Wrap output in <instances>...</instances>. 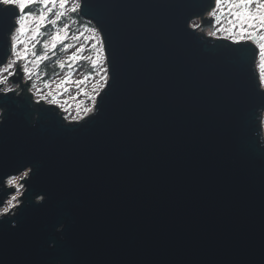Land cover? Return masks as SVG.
<instances>
[{
  "label": "water",
  "instance_id": "1",
  "mask_svg": "<svg viewBox=\"0 0 264 264\" xmlns=\"http://www.w3.org/2000/svg\"><path fill=\"white\" fill-rule=\"evenodd\" d=\"M213 8L83 0L108 81L79 121L9 79L18 86L0 92V179L22 160L34 174L0 215V264H264L257 47L187 27ZM13 18L0 7V67Z\"/></svg>",
  "mask_w": 264,
  "mask_h": 264
},
{
  "label": "snow or ice",
  "instance_id": "2",
  "mask_svg": "<svg viewBox=\"0 0 264 264\" xmlns=\"http://www.w3.org/2000/svg\"><path fill=\"white\" fill-rule=\"evenodd\" d=\"M213 2L214 9L208 17H203L199 24L189 23L187 27L195 32L203 25H212V18H215L216 24L219 25L222 17L227 13L229 26L215 27V30L210 31L208 35L217 37L218 33H226L225 36L218 38L227 39L235 45H243L246 42L255 43L259 49L261 61L260 87L264 88V0H209L210 4ZM82 3L83 0H0V7H3L4 10L9 8L14 10L13 28L15 29L14 35L10 33V48L5 53L6 56H11V60L7 61L5 67L0 68V85H3L0 92H15L18 85L14 82L13 86H8V81L10 78H17L19 84L23 85V90H34V95L39 97L40 100L47 101L49 104L57 105L68 111L61 103L58 93L62 94L61 89L67 91L69 84L75 83L79 87L88 79L87 76L81 80L73 81L71 79L73 63L90 59L93 69H95L102 59L106 60V53L102 47L103 37L98 35V29H87L91 32L87 40L95 41L92 44V47L96 49L95 59H92L91 56L82 55L86 49L85 45L81 44L79 47H75V50L71 51L65 60H56V64L60 68L67 67L69 71L58 83H55V91L50 90L54 81L43 79L47 73L42 72L40 69L44 62L51 59L49 53L55 56L58 46H61L60 50L62 51H69L74 45L66 43V41L69 38L73 41L78 40L83 35L82 32L76 35L71 30V24L76 23L72 20V16L81 11ZM35 5L40 6L38 14L28 11L29 8ZM65 20L69 22L64 23ZM49 26L54 31L46 39H42L45 36L42 29ZM38 45H41L39 52ZM18 62L21 65L18 72L9 71L14 69ZM0 63H4V61L0 60ZM100 71L103 74L94 83L91 95L81 89L83 95L89 96L92 105L85 107L78 103L76 105V115L71 116L72 121L84 119V117L96 111L97 96L107 86L108 81L107 69L101 67ZM5 72H7V75H3ZM37 81L43 83V88L37 87ZM31 164L32 161L30 160H22L15 169L17 175L9 176L6 181L0 179V184L6 183L7 185L4 195L9 196L6 202L0 198V203L5 204L0 215L7 214L19 206L21 197L25 195L23 191L25 184L29 183V177L34 174L33 168L29 167Z\"/></svg>",
  "mask_w": 264,
  "mask_h": 264
},
{
  "label": "rangeland",
  "instance_id": "3",
  "mask_svg": "<svg viewBox=\"0 0 264 264\" xmlns=\"http://www.w3.org/2000/svg\"><path fill=\"white\" fill-rule=\"evenodd\" d=\"M214 9V8H213ZM212 9V10H213ZM38 10L40 11V6L39 5H35L32 6L31 8L28 9V11H32L34 14H38ZM38 12V13H36ZM209 16V13H208ZM72 20L76 21V23L71 24V30L73 33H75L76 35H79L81 32L83 33L82 36H80V38L78 40L73 41L71 38H69L68 41H66V43H70L73 44L74 47L72 49H70L69 51H62L60 50L61 46H58L57 50H56V60H65L67 55L70 54L71 51L75 50V47H79L81 44L85 45V51L82 53L83 56H91L92 59H95L96 57V49L92 47V44L95 43V41H88L87 37L91 35V32L88 31V28H96L91 22L84 20L83 18H81L78 13L72 16ZM68 20H65L64 23H68ZM190 23H199V20H192ZM97 29V28H96ZM215 30V18L213 21V30H209V29H205V30H197L198 33H202L203 34H208L210 31H214ZM42 31L45 33V36L42 37V39H46L48 36L51 35L52 31H54V29H52L50 26L46 27L45 29H42ZM12 34H15V29L12 32ZM98 35L101 36L100 32L98 31ZM218 35H225V34H218ZM213 37V36H212ZM41 45H38V47ZM103 47V44H102ZM104 48V47H103ZM39 52V51H38ZM50 57H52V54L49 53ZM11 60V56L9 57L8 61ZM84 61L88 66H91V60L90 59H85V60H81ZM6 66V63L0 67L3 68ZM76 65H74L75 67ZM105 68L107 69V62L106 60H101L100 64L93 69V71L89 72V70H86L85 68H83V65L80 67H77L75 70H71L72 72V76L71 79L73 81L75 80H81L84 79L86 76L88 77V79L86 80V82L83 85H80L79 87L75 84H69L67 86L68 90L64 91L63 89H61V93L59 94V98L61 100V103L64 104V108H67L68 111H65L63 108L59 107L61 110H64V114L63 116L65 117L66 120L68 121H72L71 120V116L72 115H76V105L78 103L82 104V106L85 107H89L92 105V101L90 100L89 96H85L83 95V92H88L90 95L93 93V85L96 82V80L99 79V76L102 75L103 73H101L100 69ZM13 69H10L9 71H12ZM41 70V69H40ZM42 71V70H41ZM69 69H63L60 73L56 74L55 76H52L50 78H47L45 80H51L54 81V83L52 84V87L50 90L55 91V83H58L67 73H68ZM108 71V69H107ZM260 67H258V77L260 80ZM44 72V71H42ZM91 73V75H89ZM3 75H7V72L3 73ZM45 78V76L43 77ZM8 86H12L10 84V82H8ZM3 87V85H2ZM1 87V88H2ZM37 87H41L43 88V83L41 81H37ZM81 89H83V92L81 91ZM47 91V90H45ZM33 93V98L35 99H39V97L34 95V90L31 91ZM66 101V103H65ZM47 102V101H45ZM97 103V100H96ZM81 115L83 116V113L81 112ZM262 125H264V118H262L261 121ZM264 129V127H263ZM9 198V196L5 199V202L7 201V199ZM5 206V204H3V206L0 207V212H2L3 207ZM13 210V209H12Z\"/></svg>",
  "mask_w": 264,
  "mask_h": 264
},
{
  "label": "trees",
  "instance_id": "4",
  "mask_svg": "<svg viewBox=\"0 0 264 264\" xmlns=\"http://www.w3.org/2000/svg\"><path fill=\"white\" fill-rule=\"evenodd\" d=\"M39 12V10H38ZM36 12V13H38ZM38 47V46H37ZM41 50V46L38 47V51ZM56 59L57 57L56 56H52L51 59L47 62H44V64L41 65V70L46 72L47 75L45 76V78L43 79H47V78H50L52 76H55L56 74L60 73L63 69H66L67 67L65 68H60L59 65L56 64ZM75 67H72L71 70H75L77 67H80L83 65V68H85L86 70H89V72L93 71V66H88L84 61H78V62H75Z\"/></svg>",
  "mask_w": 264,
  "mask_h": 264
},
{
  "label": "flooded vegetation",
  "instance_id": "5",
  "mask_svg": "<svg viewBox=\"0 0 264 264\" xmlns=\"http://www.w3.org/2000/svg\"><path fill=\"white\" fill-rule=\"evenodd\" d=\"M228 19H229V17H228V15H227V13H225V15L222 17V19H221V22H220V24L219 25H217L216 24V22H215V27H220V26H223V27H228L229 25H228ZM218 34H225L226 35V33H218ZM255 44V43H254ZM255 46H256V44H255ZM257 47V46H256ZM260 63H261V61H260V56H259V49H258V47H257V55H256V60H255V66H256V69H257V71H258V67H260ZM259 73V72H258ZM259 75V74H258ZM262 89H264V88H262ZM263 115H262V118H264V111H263V113H262ZM264 127V125H262V128ZM263 136H264V129H263Z\"/></svg>",
  "mask_w": 264,
  "mask_h": 264
},
{
  "label": "built area",
  "instance_id": "6",
  "mask_svg": "<svg viewBox=\"0 0 264 264\" xmlns=\"http://www.w3.org/2000/svg\"><path fill=\"white\" fill-rule=\"evenodd\" d=\"M199 24V23H198ZM199 30H202V28H200ZM205 30V29H204ZM204 35H207V36H209L208 34H205L204 33ZM222 36H225V35H218L217 37H215V38H218V37H222ZM210 37H212V36H210Z\"/></svg>",
  "mask_w": 264,
  "mask_h": 264
}]
</instances>
